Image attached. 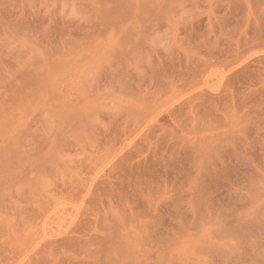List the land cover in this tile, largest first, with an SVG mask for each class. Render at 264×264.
<instances>
[{"label": "rangeland", "instance_id": "rangeland-1", "mask_svg": "<svg viewBox=\"0 0 264 264\" xmlns=\"http://www.w3.org/2000/svg\"><path fill=\"white\" fill-rule=\"evenodd\" d=\"M0 264H264V0H0Z\"/></svg>", "mask_w": 264, "mask_h": 264}]
</instances>
